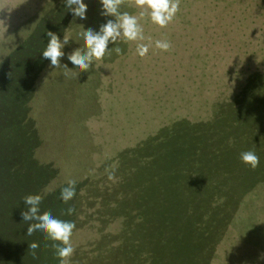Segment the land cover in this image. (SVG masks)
<instances>
[{"label":"rangeland","instance_id":"obj_1","mask_svg":"<svg viewBox=\"0 0 264 264\" xmlns=\"http://www.w3.org/2000/svg\"><path fill=\"white\" fill-rule=\"evenodd\" d=\"M84 2L87 19L71 16L61 66L54 68L47 60L29 103L41 139L37 157L60 170L51 190L69 180L76 184L91 180L103 166L108 175L120 154L163 127L211 122L254 74L264 75V0H180L179 11L163 28L147 15L139 17L134 0H125L120 11L138 16L145 39L125 41L121 36L109 43L110 54L81 71L68 60L74 50L86 51L80 33L88 28L98 31L108 19H115L100 15L99 0ZM63 4V0H0V61L34 34L41 17ZM157 40L170 42V49L156 48ZM137 43L150 44L146 56L137 54ZM181 155L174 165L166 162L164 174L178 168V176L184 178ZM141 167L149 170L146 163ZM194 170H200L196 163ZM261 174L249 183L235 182L230 196L221 193L213 199V207H223V220L207 264H264L259 259L264 253ZM91 217L98 222V215ZM95 226L86 223L73 230L74 250L97 236L117 246L120 219L103 227V232L100 222Z\"/></svg>","mask_w":264,"mask_h":264},{"label":"trees","instance_id":"obj_2","mask_svg":"<svg viewBox=\"0 0 264 264\" xmlns=\"http://www.w3.org/2000/svg\"><path fill=\"white\" fill-rule=\"evenodd\" d=\"M72 15L64 4L54 6L34 34L0 61V264H59L46 234L27 235L34 222H24L21 211L27 210L23 197L29 194L42 197L40 214L74 222V229L100 222L103 232L114 219L121 220L117 246L97 236L77 247L68 264H207L223 220V207H213V199L230 196L237 182L249 183L264 173V75L254 74L211 122L163 127L120 154L110 171L113 179L101 167L97 177L75 185L76 194L66 204L60 192L68 184L49 189L59 168L37 157L41 139L29 103L48 60L42 56L46 32L62 40ZM247 150L259 157L255 169L240 159ZM180 155L184 178L178 168L164 174L166 162L174 165ZM69 207L75 209L71 215ZM33 242L39 245L35 256L29 248Z\"/></svg>","mask_w":264,"mask_h":264},{"label":"clouds","instance_id":"obj_3","mask_svg":"<svg viewBox=\"0 0 264 264\" xmlns=\"http://www.w3.org/2000/svg\"><path fill=\"white\" fill-rule=\"evenodd\" d=\"M124 2L125 0H99L101 5L100 15L115 17V19H108L100 25L98 31L88 28L80 33L84 40L86 51L76 49L68 55V60L76 68L81 71H87L94 60H102L106 54H110L108 50L109 43H115L121 36L125 41H143L145 39L143 27L139 23L138 16L127 11H120ZM63 3L75 17L81 20L87 19L88 5L84 0H63ZM134 6L140 9L139 17L147 15L150 17L151 22L163 28L174 19L179 11L180 0H134ZM46 35L49 39L42 56L50 60V64L54 68L60 67L61 58L65 55L63 48L69 43V38L64 36L63 40H61L56 33L51 31L46 32ZM149 47L150 44L137 43L136 52L140 57H144L147 55ZM155 47L167 51L170 49L171 44L166 40H157ZM115 51L118 54L121 53L119 47L115 48ZM63 68L66 70L65 75L67 76L69 73L67 65H63ZM240 159L253 169L259 165V157L253 150L242 152ZM113 175V173H109V179H113ZM75 184V180H69L68 186L61 189L60 199L64 203L67 204L74 198L76 194ZM23 202L27 206V210L21 211L23 221L34 222L29 223L27 235H32L36 231L46 234V237L53 241L52 246L59 259V264H68L69 258L74 253V248L70 241L73 230L76 227L75 223L55 218L51 212L45 211L40 214L42 197L38 194H29L23 197ZM74 211V208L69 207L67 214L71 215ZM38 246L35 242L29 245L33 256H35V250ZM259 259H264V253H261Z\"/></svg>","mask_w":264,"mask_h":264}]
</instances>
